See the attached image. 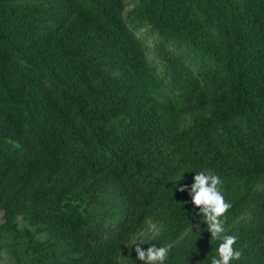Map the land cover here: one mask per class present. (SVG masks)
<instances>
[{
    "label": "trees",
    "instance_id": "obj_1",
    "mask_svg": "<svg viewBox=\"0 0 264 264\" xmlns=\"http://www.w3.org/2000/svg\"><path fill=\"white\" fill-rule=\"evenodd\" d=\"M200 171L232 264H264V0H0V234L24 264H210L179 191Z\"/></svg>",
    "mask_w": 264,
    "mask_h": 264
},
{
    "label": "clouds",
    "instance_id": "obj_2",
    "mask_svg": "<svg viewBox=\"0 0 264 264\" xmlns=\"http://www.w3.org/2000/svg\"><path fill=\"white\" fill-rule=\"evenodd\" d=\"M221 183L220 177L215 173L200 171L196 172L190 186L184 185L179 188L181 192L188 191L191 203L199 209L197 215H202L211 238L220 241L210 264H232V261L239 260L242 255V252L235 247L237 236L225 234V217L232 205L226 201L220 187ZM133 245H135L136 259L142 264H164L169 257L168 245L160 247L150 245L146 250L140 247V243Z\"/></svg>",
    "mask_w": 264,
    "mask_h": 264
},
{
    "label": "rangeland",
    "instance_id": "obj_3",
    "mask_svg": "<svg viewBox=\"0 0 264 264\" xmlns=\"http://www.w3.org/2000/svg\"><path fill=\"white\" fill-rule=\"evenodd\" d=\"M2 223V218L0 215V225ZM16 223L19 227L24 226L25 223L21 220V218H17ZM10 237L5 234H0V264H24L23 257H19L16 253L11 251ZM15 255H17V260H15Z\"/></svg>",
    "mask_w": 264,
    "mask_h": 264
}]
</instances>
